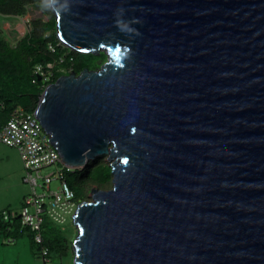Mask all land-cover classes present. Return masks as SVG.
Returning <instances> with one entry per match:
<instances>
[{"label":"water","instance_id":"water-1","mask_svg":"<svg viewBox=\"0 0 264 264\" xmlns=\"http://www.w3.org/2000/svg\"><path fill=\"white\" fill-rule=\"evenodd\" d=\"M50 2L61 41L108 57L35 110L67 165L116 157L74 263L264 264V0Z\"/></svg>","mask_w":264,"mask_h":264},{"label":"trees","instance_id":"trees-1","mask_svg":"<svg viewBox=\"0 0 264 264\" xmlns=\"http://www.w3.org/2000/svg\"><path fill=\"white\" fill-rule=\"evenodd\" d=\"M37 4L48 9V0H0V14L24 16L30 6ZM56 21L55 15L44 21H30L28 30L15 42L3 35L0 25V130L17 108L35 112L47 85L56 82L62 75L72 71L79 74L85 68L98 69L107 60L103 51L99 54L85 53L63 43L57 35ZM112 179V166L104 157L90 160L84 168L69 172L67 177L78 203L90 199L89 192L94 186L108 189ZM2 212L0 232L4 238L13 237L16 240L29 230L30 241L46 258L51 254L63 255L72 248L66 237L49 232L48 228L44 230L43 226L40 230L43 240L36 242L37 232L23 226L19 215L6 221ZM44 248H47L46 253Z\"/></svg>","mask_w":264,"mask_h":264},{"label":"built area","instance_id":"built-area-1","mask_svg":"<svg viewBox=\"0 0 264 264\" xmlns=\"http://www.w3.org/2000/svg\"><path fill=\"white\" fill-rule=\"evenodd\" d=\"M0 142L16 147L23 161L25 181L31 185L32 193L25 198L19 217L23 226L37 232L35 240L40 243L43 240L40 230L46 217L64 223L67 214L74 216L76 212L79 203L67 180L68 173L76 169L63 162L60 152L50 142V135L35 112H25L22 108L14 110L0 130ZM52 164L56 165V169L43 175L41 169ZM40 179L43 183L39 182ZM54 179H59L60 183L57 189L52 190L50 183ZM37 187L43 191L38 192ZM14 216L13 212L2 213L6 221ZM8 241L14 242L15 239L10 237ZM43 251L46 253L47 248Z\"/></svg>","mask_w":264,"mask_h":264},{"label":"rangeland","instance_id":"rangeland-1","mask_svg":"<svg viewBox=\"0 0 264 264\" xmlns=\"http://www.w3.org/2000/svg\"><path fill=\"white\" fill-rule=\"evenodd\" d=\"M47 8L48 9L45 10L40 4H37L30 6L28 13L24 16H6L0 14V25L3 29V35L8 40L15 42L20 35H24L28 30L30 21H44L55 15L50 0H48ZM99 157H104L110 164L116 159V157L109 159V154H104ZM59 166H61V163ZM55 169L56 165L52 164L43 167L41 172L44 175L51 173ZM25 176L26 169L18 149L0 142V212L10 210L15 215H20L21 209L25 203V198L32 193V187L25 181ZM39 182L43 183L41 179ZM59 183V179H54L50 183V188L52 190L57 189ZM112 185L113 183H111L110 187H112ZM94 188L95 186L90 190L89 196ZM37 191L42 192L43 189L37 187ZM42 226L44 230L48 228L50 230L49 232L66 237L72 244L78 233V228L75 225L72 214L66 215L64 223H57L52 221L49 217H46ZM28 233L29 230L14 242H9L0 232V264H75L73 245L72 248L63 255L51 254L49 258H46L39 251L38 246L34 243L32 244Z\"/></svg>","mask_w":264,"mask_h":264},{"label":"clouds","instance_id":"clouds-1","mask_svg":"<svg viewBox=\"0 0 264 264\" xmlns=\"http://www.w3.org/2000/svg\"><path fill=\"white\" fill-rule=\"evenodd\" d=\"M70 6H71V5H70V0H69V7H70ZM3 212H4V211H3ZM3 212H2V213H3Z\"/></svg>","mask_w":264,"mask_h":264},{"label":"bare ground","instance_id":"bare-ground-1","mask_svg":"<svg viewBox=\"0 0 264 264\" xmlns=\"http://www.w3.org/2000/svg\"><path fill=\"white\" fill-rule=\"evenodd\" d=\"M109 152H110V151H109ZM109 152H108V153H109Z\"/></svg>","mask_w":264,"mask_h":264}]
</instances>
